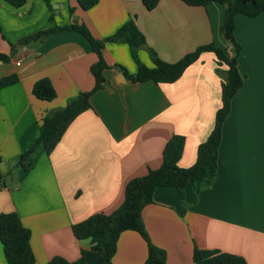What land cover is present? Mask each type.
I'll return each instance as SVG.
<instances>
[{"label": "crops", "instance_id": "1", "mask_svg": "<svg viewBox=\"0 0 264 264\" xmlns=\"http://www.w3.org/2000/svg\"><path fill=\"white\" fill-rule=\"evenodd\" d=\"M48 3L27 0L15 8L0 0V53L7 56L0 60V78L18 77L0 88V213L16 212L29 229L33 264L54 256L73 261L89 249L90 240L76 238L73 225L115 210L128 181L161 165L173 135L185 140L179 166L195 162L221 106L226 66H218L213 52H204L174 82H133L115 68L119 64L129 74L136 72L128 45L105 43L106 80L91 94L92 107L70 123L49 154L38 148L23 169L17 158L33 146L45 114L93 89L90 66L98 57L72 30L27 44L18 40L48 28L50 17L58 26L83 23L96 38L113 34L133 17L146 40L138 56L149 67L148 48L166 62L210 42L228 56L234 52L221 32L225 6L220 3L159 0L151 10L142 0H98L87 10L75 0ZM234 37L243 84L222 125L216 179L190 182L181 193L158 187L141 211L148 240L165 251L166 264H191L195 247L236 254L247 264L264 263V11L236 15ZM120 73L124 81L117 80ZM40 78L50 80L54 99L32 95ZM147 254V241L125 230L111 264H144ZM0 264H6L1 242Z\"/></svg>", "mask_w": 264, "mask_h": 264}, {"label": "trees", "instance_id": "2", "mask_svg": "<svg viewBox=\"0 0 264 264\" xmlns=\"http://www.w3.org/2000/svg\"><path fill=\"white\" fill-rule=\"evenodd\" d=\"M8 5L19 8L27 0H3ZM82 10L93 7L98 0H75ZM159 0H142L146 9H153ZM190 6H206L216 2L225 6V15L221 25V32L234 48L232 56H228L225 49L215 42L200 45L188 52L175 62H166L158 54L148 48L152 67L145 65L138 56L139 49L146 43L145 36L139 30L134 18L128 19L113 34L104 38H96L89 28L83 23L58 26L50 17V26L18 40V44H27L31 41H41L47 36L72 30L80 33L88 41L92 51L97 54V61L90 66L95 83L91 91L82 92L71 98L67 104L52 112L45 114L39 124V134L33 146L21 153L17 164L26 169L35 151L42 147L49 154L58 144L70 123L83 111L92 107L91 94L102 88L105 82L104 71L108 68L103 59V49L107 42H123L129 47L132 59L137 65V70L129 74L126 69L116 64L115 68L133 82L154 81L174 82L184 70L204 52H213L218 66L225 65L224 80L221 84V106L215 113L214 125L207 139L200 143L197 149L195 162L189 167L179 166V160L184 148V137L173 135L163 149L162 163L158 168L150 169L140 177L127 182L124 187L122 203L112 212H96L85 220L73 225L72 230L76 238L89 239V249L81 250L78 259L70 261L62 256H54L45 264H111L116 250L118 236L125 230L137 231L148 245V254L144 264H166L165 251L153 245L146 235L141 219L142 208L153 201L156 188L171 186L180 193L193 181L208 183L216 179L218 171V147L222 136V125L229 113L230 103L235 93L243 84L237 65L239 44L234 37L235 17L243 14L249 17L259 15L264 11V0H182ZM48 3V0H46ZM49 4V3H48ZM75 8L69 7L68 12ZM7 56L0 53V60ZM18 81L15 74L0 78V88ZM32 95L36 98L50 101L56 97V90L49 79L40 78L32 87ZM181 212V207H178ZM0 242L2 244L6 264H33L34 254L30 247V231L25 227L16 212L0 213ZM191 264H247L242 256L205 250L197 247L193 250ZM264 264V263H262Z\"/></svg>", "mask_w": 264, "mask_h": 264}, {"label": "water", "instance_id": "3", "mask_svg": "<svg viewBox=\"0 0 264 264\" xmlns=\"http://www.w3.org/2000/svg\"><path fill=\"white\" fill-rule=\"evenodd\" d=\"M117 80L124 81V77H123V75L121 73L118 74Z\"/></svg>", "mask_w": 264, "mask_h": 264}, {"label": "rangeland", "instance_id": "4", "mask_svg": "<svg viewBox=\"0 0 264 264\" xmlns=\"http://www.w3.org/2000/svg\"><path fill=\"white\" fill-rule=\"evenodd\" d=\"M227 41V40H226ZM228 42V41H227ZM229 43V42H228Z\"/></svg>", "mask_w": 264, "mask_h": 264}, {"label": "built area", "instance_id": "5", "mask_svg": "<svg viewBox=\"0 0 264 264\" xmlns=\"http://www.w3.org/2000/svg\"><path fill=\"white\" fill-rule=\"evenodd\" d=\"M20 62V61H19Z\"/></svg>", "mask_w": 264, "mask_h": 264}]
</instances>
